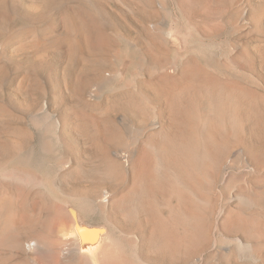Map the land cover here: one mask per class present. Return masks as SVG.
<instances>
[{"label":"rangeland","instance_id":"1","mask_svg":"<svg viewBox=\"0 0 264 264\" xmlns=\"http://www.w3.org/2000/svg\"><path fill=\"white\" fill-rule=\"evenodd\" d=\"M82 82L87 90L76 96V85ZM97 88L99 98L94 100L88 93ZM168 103L176 104L173 119L165 112ZM107 105L118 115L114 130L134 144L131 160H140L142 152L151 154L145 156V164L152 172L160 165L151 147L165 141L163 130L182 149L192 140L209 148L205 169L186 174V182L172 176L174 182L164 179L157 186L159 190L149 196L157 208L152 204V209L167 218L170 208L164 200L167 197L174 206L185 204L181 192L203 225L215 221L221 230L258 246L256 258L235 255L225 261L218 256V264H264V0H0V201L5 203L1 214L13 217L16 193L24 190L27 205L36 214L31 223L37 220L31 230L19 233L13 226L8 230L6 241H0V264H56L50 249L56 250L61 238L75 234L76 226L88 222L92 229L109 230L101 215L80 211L68 194L79 186L93 188L94 169H90L103 156L79 125L92 107L102 111ZM235 108L240 123L228 116ZM34 110H40L37 121L30 115ZM156 112L161 115L154 123ZM57 120L65 123L61 136L54 132ZM159 126L164 128L161 133ZM65 154L73 165L81 166L83 179H61L56 166ZM216 160L225 162L222 171L215 169ZM13 165L39 174L42 182H22L3 174ZM123 173L124 180L119 176L109 184L115 197L133 186L132 174ZM168 186L175 192L166 194ZM69 208L74 209L76 222L68 218ZM180 208L177 216H182ZM49 222L54 225L52 236L36 242L32 250H20L9 241L17 232L24 238L40 237ZM174 227L181 241L192 229L176 220ZM114 236L110 241L130 257L128 246ZM201 251V258L186 263L180 260L183 249L173 258L179 264L194 260L199 264L207 257V251ZM86 263L95 264L91 259Z\"/></svg>","mask_w":264,"mask_h":264},{"label":"bare ground","instance_id":"2","mask_svg":"<svg viewBox=\"0 0 264 264\" xmlns=\"http://www.w3.org/2000/svg\"><path fill=\"white\" fill-rule=\"evenodd\" d=\"M173 67L174 66H172V68ZM81 90H87V88L83 82L80 84L77 83L76 90H75L76 96H77V93H79ZM88 94L94 100L99 98L98 88L95 90H91ZM111 97H113V96H111ZM255 101H256V99H255ZM152 102H154V101H152ZM233 103H235V102H233ZM173 104H174V102H173ZM231 104L232 103H230V105ZM165 105H166L165 106V108H166L165 112H166L167 116L171 117L172 119L175 118V113L177 112L176 107H175L176 104L172 105L171 103H168ZM234 106H236V105H234ZM237 107H238V105H237ZM220 108H221V106H220ZM232 108H233V106H232ZM102 109L103 110L100 111V110H98V108L96 109V108L92 107V109H90L88 111V113H86L84 115L82 113L83 116H81V120H80L82 123L79 125V127L82 126V128L80 127L81 131H84V130L87 131V135H88L87 139H89V141L93 144L96 151H98V152L100 151L99 153H101L103 156L102 159L100 160V162L97 164V166L96 167L93 166L94 168L92 167V169H90V170L94 169L92 172L94 174V176L92 178L94 180V183H92L93 188L85 186L84 188L81 189L79 186L78 189L71 190V192L68 194L71 195L76 206L80 209V211H83L87 215H96V214L101 215V217L105 221V224L109 225V230L92 229V228L88 227V224H87L88 222L87 223L85 222L83 224V227H80V225L78 223L79 226H76V228H77L75 231L76 233L73 232L75 234H73L71 236H67L65 238H61L62 240H60L61 242H59L57 244V246L55 248L56 250L50 249V251H51L50 255L52 257H54L53 258L54 263H56V264H67V263L74 262L75 264H88V263H86V261L88 259H91L92 262L94 261L95 264H179L177 261H175L176 259H174L173 256H175L174 255V254H176L175 252H177V254H178L179 253L178 250L182 251V249H183V253L180 255V260L182 261V262L180 261L181 263H186V262H188V260L190 261L193 258H195L196 260L201 258V257H199V255H200L199 253H202L201 250L207 251V257L200 259L199 264H218V260H217L218 256H222V257L226 258V259H224L225 261L229 260L232 256L235 257V255L247 256L251 259L256 258V254L258 253V246L257 245H255L249 239H246V237L243 238V237L237 235L236 233L229 234L227 231L221 230L215 221L213 223L211 222L210 224H207L206 226L203 225L201 215L197 214L198 213L197 209H196V214H195V212L190 211L192 202L189 203L190 201L187 200L185 196L181 195V192H180V198H185V200L188 201V202H186L188 204V206L186 203H185L186 206H183V205H185L183 203H179L176 206L171 205L166 200V199H168L166 197L164 202L167 204H165V205L170 208L169 209L170 213L167 216V218L159 216L160 214L157 212V210L154 211L152 209V204L154 202L151 203L153 200L150 201L151 198L149 196L153 195L155 191L159 190V188H157V186L160 183H164V179L168 180V179H171L172 176H175L180 181L186 182V181H188V178H186L187 177L186 174L188 176H191L192 174L194 175L198 171L200 172V170L203 169V167H204V169L206 168L205 167L206 162L204 160L210 159V150L207 146H205V145L201 146L200 142L198 140H192V141H190L189 146L182 149V146H181L182 144L180 145V147L177 144L173 145L172 144V141L174 140V139H172L173 136L169 132H164L163 126L162 127L159 126V130L157 129L158 133L159 132L161 133L163 130L161 135H163V137L165 138V141L158 142V144L153 143V141H151L154 144L153 147H151L153 158L160 165L159 171L152 172V171L147 169V166L145 164L146 157L151 158V154L150 155H147V154L143 155L144 152L140 151L143 153V154L141 153L142 154L141 159L140 160L135 159L136 161L134 160L135 162H133V160H131V157L134 156V155H132L133 154L132 149H134V148H132V146L134 144L131 146V142H128L127 140L126 141L123 140L120 132L114 130V127H113L114 126L113 122L115 121L116 116H118V115L115 116V114H112L113 110L109 105H107L106 107H104ZM228 109H229V107L227 108V110ZM114 110H115V108H114ZM233 110L234 111H232L231 113L229 112L230 110L227 111L230 113V114H228V116L231 115V117L233 118V120L236 121V123H240V117H239V112H238L237 108H235ZM39 111L34 110L33 113L30 114V115L33 114V118L35 119L34 121H37V119L39 117V115L37 117V114ZM160 115L161 114L159 112L154 113V117L152 116L154 123L158 122L156 119L157 118L159 119ZM46 116H49V115H46ZM123 116L124 115H121V114L119 115V117H123ZM221 116H222V114H221ZM225 117L226 116L223 117L222 121L224 120ZM48 118L46 120H48ZM205 118L203 119V121L207 120ZM39 120H40V118H39ZM46 120H44V121H46ZM125 120H126V118H125ZM31 121H33V120L31 119ZM41 123H42V121H41ZM63 123L64 122L61 123L59 120L55 121V124L53 123V126L56 127V128H54L56 131H54V130L53 131L56 132V134L58 133V136L62 135L61 131L63 130ZM125 123H127V122H125ZM183 123H184V121L182 122V124ZM38 125L41 126L40 123ZM47 125H49V124H47ZM200 125H202V124H200ZM208 125H206V127H208ZM64 126H65V123H64ZM66 126H67V124H66ZM186 127L189 128L188 125ZM49 128H50V126H49ZM64 129H65V127H64ZM207 131H209L210 133H213L210 130H207ZM47 133H49V131ZM55 136L57 137V135H55ZM62 138H63L62 141L66 140V139L64 140V137H62ZM132 140L136 141L135 139H132ZM183 140H181V141H183ZM167 142L170 143L171 145L170 144L167 145ZM111 145H115V148L113 150H112V148H109V146H111ZM3 146L4 145H2V147ZM19 148H20V146H19ZM17 149H18V147H17ZM147 151H149V150H147ZM65 155H63L62 157L60 156L61 159L58 161L57 166H56V167H58L59 176L61 177V179L62 180L67 179L69 177H70V179H71V177H74V180H75V178L81 179V177L83 179L81 166L78 163L76 165H73V162L71 160L72 157L68 156V154L66 156ZM75 162H76V160H75ZM203 162H205V163H203ZM1 164L2 163H0V165ZM223 164H225V162L223 163L221 161L220 162L217 161L215 163V169L222 171V168H224ZM209 165H211V164H209ZM2 166H3V164H2ZM184 166H185V168H184ZM13 167L14 168L11 167L12 169H10L8 167L3 174L11 176V177H13L19 181H22V182H29V181L38 182V183L42 182V178L39 174L34 173V172L33 173L32 172H26L24 169L15 168L14 165H13ZM18 167H20V164ZM22 167H24V166H22ZM211 169H212V167H210L209 171H211ZM124 171L125 172L128 171L132 174V176L134 178V182H132L133 186L130 189V191H128L127 193L122 194L119 197H115V194L113 191H111V186L109 184H112L113 182L119 181L120 179L124 180L125 179L124 178L125 175H123V174H125V173H123ZM206 171H207V169H206ZM119 176H120V179L117 178ZM185 178H186V181H185ZM87 179L89 180V178H87ZM171 180H173V179H171ZM174 180H173V182H174ZM19 181L17 184H19ZM90 182H92V181H90ZM45 183H46V181H45ZM171 184H173V183L171 182ZM176 184L178 185V183H176ZM176 184H175V186H177ZM90 186H91V184H90ZM113 186H115V185H113ZM116 186H117V184H116ZM175 186H173V187H175ZM73 189H74V187H73ZM164 189H162V190H164ZM5 190H7L8 193L10 192L12 195H15V193L12 189L5 187ZM35 190H36V188H35ZM35 190H34V192H36ZM37 190H39L38 187H37ZM197 190H198V188H197ZM166 191L168 192L166 194H169V192H171V193L175 192V189L173 190L172 188H170V186H168ZM186 191H188V190H186ZM26 192L27 191H24V190H18V193H16L15 197H16L17 206H16L15 210L13 211V217H10V215H9V217H6V218L3 217V215L1 214V210L5 206V203L0 201V241L3 239L5 240V237H7L6 233L8 232L9 229H11L12 226L16 231L21 232L24 230H29V229L31 230V226L34 227V225H35V224L32 225V223H37V220L36 221L33 220V222L31 223L32 217L33 216L36 217V214H34L33 209L27 205V198H29L28 197L29 195ZM38 194H41V196L43 195L42 197H44V191H40V193H38ZM165 195H164V197H165ZM41 196H39V197H41ZM147 197H149V199ZM146 199H148V201ZM160 199H159V201H161ZM169 199H170V197H169ZM11 200H14V199H11ZM30 201H32V200H30ZM178 201H181V200H178ZM8 202H10V201H8ZM31 204H29V205H31ZM159 205H160V203H159ZM33 206H35V205L33 204ZM153 206L155 207V209H157L155 204H153ZM216 206H217V204H216ZM180 207L183 208V211L180 213V214H182V216H177L176 211L182 210ZM213 209H215L214 206H213L212 210ZM115 210H117V211L114 212ZM68 211H69V213H68ZM66 212H67L68 218L70 217L72 222L77 221L78 217L76 216L74 209L69 208V209H67ZM213 212H214V210H213ZM219 212H221V211H219ZM38 213H40V212H38ZM211 214H214V213L211 212ZM206 216H207V214H206ZM175 220L180 221V224H182V225H190L192 227L191 231L189 230V232H186V237L188 236V238H186L185 241H181V239L178 238V236L176 235L177 231H175L176 228L174 227L175 226ZM39 221H41V220H39ZM51 222H49L48 226H46L45 228L42 227V230L44 233L40 237L32 236V237H25L24 238L19 234L20 232L19 233L17 232V234L13 238H10L9 241L12 242L14 244V246L20 250H25V249L32 250V249H34L35 246H37L36 242L38 243L41 240L42 241L45 239L47 240L48 238L50 239V237L53 234L52 233L53 232V230H52L53 224L51 225ZM43 225H45V224H43ZM36 226H38V225H36ZM53 227H54V225H53ZM40 228H37V229H40ZM40 233H42V232H40ZM111 234H113V236L115 235L114 239L116 241L123 242L126 245V248L128 246L127 249H130V251H131L130 257L125 255L124 251H121L120 248L117 247V244L114 245V243L110 241ZM25 236H26V234H25ZM33 240L35 242H34V244H31V242H33ZM190 241L193 243L189 244ZM26 243H28V248H26V245H27ZM185 246H188V247L185 248ZM49 248H51V247H49ZM262 248H263L262 252L264 254V246H262ZM199 251H201V252H199ZM24 253H26V252H24ZM128 253H129V251H128ZM152 254H157V255L153 256ZM225 261H224V263H225ZM192 263L196 264L195 260L192 261ZM219 264H220V261H219ZM221 264H222V262H221ZM226 264H228V262H226Z\"/></svg>","mask_w":264,"mask_h":264}]
</instances>
